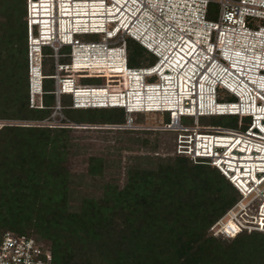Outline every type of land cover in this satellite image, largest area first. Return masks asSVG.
Here are the masks:
<instances>
[{
	"label": "built area",
	"instance_id": "1",
	"mask_svg": "<svg viewBox=\"0 0 264 264\" xmlns=\"http://www.w3.org/2000/svg\"><path fill=\"white\" fill-rule=\"evenodd\" d=\"M214 4L219 15L211 21ZM26 26L30 108L44 107L46 79L55 104L47 118L0 127H86L65 110L118 108L126 122L111 127L143 129L133 114H167L153 129L177 132V154L217 168L240 194L213 235L264 234V0H26ZM129 39L156 62L131 68ZM227 96L234 101H223ZM223 116L241 117L239 128L199 125L202 117ZM184 117L195 127H185ZM0 264L54 260L34 238L7 231Z\"/></svg>",
	"mask_w": 264,
	"mask_h": 264
},
{
	"label": "trees",
	"instance_id": "2",
	"mask_svg": "<svg viewBox=\"0 0 264 264\" xmlns=\"http://www.w3.org/2000/svg\"><path fill=\"white\" fill-rule=\"evenodd\" d=\"M145 53L129 42V61ZM49 63L45 58V68ZM52 83L45 80L44 107L30 108L26 0H0V120L47 118ZM75 110L89 118L73 119ZM65 114L78 124L126 122L118 108ZM118 131L151 151L129 157L123 184L116 161L98 155L77 180L68 166L69 128L0 127V242L7 231L34 238L54 264H264V234L225 238L211 231L240 199L217 168L177 154L176 144L174 155H158L159 130Z\"/></svg>",
	"mask_w": 264,
	"mask_h": 264
},
{
	"label": "rangeland",
	"instance_id": "3",
	"mask_svg": "<svg viewBox=\"0 0 264 264\" xmlns=\"http://www.w3.org/2000/svg\"><path fill=\"white\" fill-rule=\"evenodd\" d=\"M219 15V7L217 5H211L208 14V19L211 21H216ZM84 40H92V37H83ZM132 43V40L129 39ZM144 59L138 61L136 55L129 61V66L131 68L139 67H149L152 66L156 59L152 57L149 53L144 54ZM69 62V61H68ZM49 71L52 72L53 65L49 63ZM155 80H152L154 82ZM82 84H94L103 83L101 80H82ZM67 97H63V104L67 102ZM223 101H234L233 98L227 96ZM70 104V103H69ZM67 104V105H69ZM73 119L84 120L89 118V112L83 110H75L70 112ZM135 118V123H139V127L143 129H153L157 126L162 125L169 121L167 114H133ZM242 118L237 116H223V117H202L199 120V125L201 128L204 127H227V128H239V122ZM3 121L18 122L19 120L7 119ZM2 122V120H0ZM182 124L185 127L193 128L195 127V119L190 117L182 118ZM86 127H72L70 132V143H72L71 152L72 155L69 156L68 166L73 174L79 176L76 177L77 180L80 176H84L88 168V158L92 155L107 156L112 160L116 161L114 171H119L121 173L120 179L121 184L124 182V171L129 164V157L141 154L151 153L149 149L140 148L137 144L131 143L127 140L129 135H120L119 129L113 128L111 126L115 125H92L84 124ZM157 130V129H155ZM161 132L156 134V139L158 142V149L156 153L160 156L174 155V147L177 139V132H169L165 130H159ZM154 137V136H153ZM131 138V137H130ZM133 138V137H132ZM131 138V140H132ZM177 146V145H176ZM177 151V148H176ZM177 153V152H176ZM117 165L119 167L117 168Z\"/></svg>",
	"mask_w": 264,
	"mask_h": 264
},
{
	"label": "crops",
	"instance_id": "4",
	"mask_svg": "<svg viewBox=\"0 0 264 264\" xmlns=\"http://www.w3.org/2000/svg\"><path fill=\"white\" fill-rule=\"evenodd\" d=\"M49 68H50V66L49 65H47L46 66V68H45V65H44V73H45V75H51L52 73H53V68H52V72H48V73H46L47 71H49ZM46 71V72H45ZM44 83H45V81H44ZM53 84V85H52ZM51 84V87H54V83H52ZM52 90V89H51Z\"/></svg>",
	"mask_w": 264,
	"mask_h": 264
},
{
	"label": "flooded vegetation",
	"instance_id": "5",
	"mask_svg": "<svg viewBox=\"0 0 264 264\" xmlns=\"http://www.w3.org/2000/svg\"><path fill=\"white\" fill-rule=\"evenodd\" d=\"M29 80V79H28ZM28 89H29V85H28Z\"/></svg>",
	"mask_w": 264,
	"mask_h": 264
},
{
	"label": "bare ground",
	"instance_id": "6",
	"mask_svg": "<svg viewBox=\"0 0 264 264\" xmlns=\"http://www.w3.org/2000/svg\"><path fill=\"white\" fill-rule=\"evenodd\" d=\"M177 65V64H176Z\"/></svg>",
	"mask_w": 264,
	"mask_h": 264
}]
</instances>
